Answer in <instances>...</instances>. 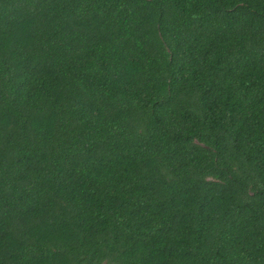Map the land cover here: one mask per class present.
I'll return each mask as SVG.
<instances>
[{"label": "trees", "instance_id": "trees-1", "mask_svg": "<svg viewBox=\"0 0 264 264\" xmlns=\"http://www.w3.org/2000/svg\"><path fill=\"white\" fill-rule=\"evenodd\" d=\"M0 264H264V0H0Z\"/></svg>", "mask_w": 264, "mask_h": 264}]
</instances>
